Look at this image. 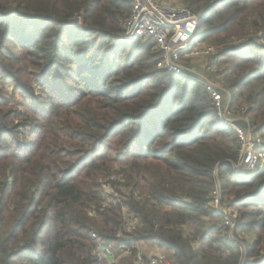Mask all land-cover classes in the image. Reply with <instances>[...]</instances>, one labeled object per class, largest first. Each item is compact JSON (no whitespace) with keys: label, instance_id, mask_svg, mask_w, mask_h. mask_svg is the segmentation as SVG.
<instances>
[{"label":"trees","instance_id":"obj_1","mask_svg":"<svg viewBox=\"0 0 264 264\" xmlns=\"http://www.w3.org/2000/svg\"><path fill=\"white\" fill-rule=\"evenodd\" d=\"M130 1L0 0V264H134L140 241L169 264H264V168L235 170V132L204 87L123 39ZM180 1L204 42L258 32L219 56L237 61L231 96L250 117L235 123L264 135V0ZM216 188L237 207L233 239ZM111 243L128 253L99 261Z\"/></svg>","mask_w":264,"mask_h":264},{"label":"built area","instance_id":"obj_2","mask_svg":"<svg viewBox=\"0 0 264 264\" xmlns=\"http://www.w3.org/2000/svg\"><path fill=\"white\" fill-rule=\"evenodd\" d=\"M202 22L188 6L168 0H131L130 10L123 21V39L133 42L141 40L152 42L154 48L160 53L159 65L168 72L186 76L198 82L210 95L215 116L221 122L228 124L235 132L237 138L238 163L233 164L234 169L244 167L247 172L264 168V139L255 132L249 124L237 125L239 120L231 108L232 97L227 91L221 89L215 82L207 79L200 73L186 66L183 57L197 58L211 62L214 48L206 45L202 40ZM244 121L247 122L245 119ZM114 175L108 176L102 182V194L109 196L113 192L112 182ZM211 204L223 216L225 225H231L234 216L229 214V206L221 201L218 188L212 192ZM125 228L131 230L137 225V219L123 208ZM233 219L231 220V218ZM234 225V224H233ZM93 237L95 234L92 233ZM121 252L128 253V246L124 243L117 246ZM112 248L108 244H99L95 250L99 261L110 262ZM113 261V260H111ZM134 264H169L164 255L158 254L144 256L137 252Z\"/></svg>","mask_w":264,"mask_h":264},{"label":"rangeland","instance_id":"obj_3","mask_svg":"<svg viewBox=\"0 0 264 264\" xmlns=\"http://www.w3.org/2000/svg\"><path fill=\"white\" fill-rule=\"evenodd\" d=\"M168 1H171V2H175V3H181V4H184L183 2H181L180 0H168ZM202 18V17H200ZM204 26H201V28L199 29L200 31H203V28ZM257 33L258 32H254L253 30L250 31V34H247L246 36H244L243 38H240V39H229L225 45H214L212 44L209 40L207 42H204L206 45H210L214 48V55H213V58H211V62H203L202 60L200 59H197V58H191V57H183V59H186L185 64L186 66L190 67L192 70H194L195 72L197 73H200L202 74L203 76H205L207 79H210L212 80L213 82H215L221 89H224L225 91L228 92V94L231 96V89L230 87L232 86V83L234 81H237L238 80V76L233 74V70H234V67L233 65L237 62V61H233L232 59H225L221 56H219L220 52L225 48L226 45H234V40L236 42H239V43H243V44H246L244 43L245 40H246V37L248 36L249 37H254L256 38L257 36ZM257 39L261 42V43H264V40H261L259 39V35L257 37ZM241 46V45H240ZM243 52V51H242ZM245 52V51H244ZM161 67V66H160ZM260 88V86L256 87L255 90H258ZM10 89H11V85L8 83L6 84V88H4V92L6 93L5 95L8 96V98H11L12 97V94L10 92ZM239 91H242V90H238L235 92V96H233V98L231 99L232 102H231V108L233 109V114L234 116H236L237 118H246V120L249 119L250 116H247L245 117V112H246V105L245 103L243 102L244 100H240L239 97H238V92ZM232 97V96H231ZM241 102V103H240ZM14 104V102H13ZM12 104V105H13ZM240 104V105H238ZM16 106H18L16 104ZM245 120V119H244ZM252 128V127H251ZM253 129V128H252ZM262 138L264 139V135H262ZM238 169V168H236ZM235 169V170H236ZM247 173V172H246ZM247 175H249L247 173ZM216 183L219 185V181L217 180ZM232 197L230 198H227V197H224V201H225V204L228 203L229 199H231ZM229 206V205H228ZM237 208V207H236ZM235 207H230L229 206V214L234 216V220H233V223L231 225H227L228 226V233H229V236L233 239L234 236H233V229H234V225L236 223V220H237V217H238V212H237V209ZM233 219V217L231 218V220ZM234 224V225H233ZM254 236V232H250V233H247L245 234L244 236H240L238 235L237 239H241L243 238L244 241H245V244H249L250 243V240L252 239V237ZM238 241V240H237ZM239 242V241H238ZM112 248V256L110 257V262H113V261H116L120 258V255L118 254V251L117 249L113 248V244H109ZM150 247L152 249L155 248V246H151L149 244H146L145 242L143 241H140L138 244H137V247L139 248L138 250H140L141 248L140 247ZM118 248V247H117ZM142 250V249H141ZM245 250V248H244ZM141 252V251H140ZM161 254L164 255V259L167 260V253L166 251H164L163 249H161ZM150 251H144V255L145 256H150L151 254H149ZM151 253H154L155 254V251L153 250V252ZM142 254V253H141ZM146 254H149V255H146ZM113 260V261H111Z\"/></svg>","mask_w":264,"mask_h":264},{"label":"crops","instance_id":"obj_4","mask_svg":"<svg viewBox=\"0 0 264 264\" xmlns=\"http://www.w3.org/2000/svg\"><path fill=\"white\" fill-rule=\"evenodd\" d=\"M141 249H140V251H141V253L144 255V251H150V253L149 254H151V255H154V253H151V252H153V250L155 251V254H158L160 251H161V249H159V248H157V247H155L154 249H152V248H150V247H148V246H144V247H140ZM149 254H146V255H149ZM145 256V255H144Z\"/></svg>","mask_w":264,"mask_h":264}]
</instances>
